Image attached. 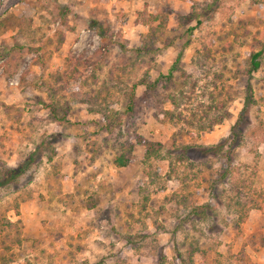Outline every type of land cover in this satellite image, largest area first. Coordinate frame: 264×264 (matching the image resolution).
<instances>
[{
	"label": "rangeland",
	"instance_id": "rangeland-1",
	"mask_svg": "<svg viewBox=\"0 0 264 264\" xmlns=\"http://www.w3.org/2000/svg\"><path fill=\"white\" fill-rule=\"evenodd\" d=\"M212 1L0 0V166L36 158L0 190L22 230L11 264H264V54L240 73L264 0ZM245 103L241 143L201 157Z\"/></svg>",
	"mask_w": 264,
	"mask_h": 264
},
{
	"label": "trees",
	"instance_id": "trees-1",
	"mask_svg": "<svg viewBox=\"0 0 264 264\" xmlns=\"http://www.w3.org/2000/svg\"><path fill=\"white\" fill-rule=\"evenodd\" d=\"M217 0H213L212 3L207 4L205 11L211 10L215 5H216ZM191 14L188 19L195 21V27L200 25L201 20L199 19V16L201 14L195 13ZM146 23L142 22L141 20H136V24H148L149 22H155L157 20V16H149ZM88 29L94 30L98 36H102V31L103 29L99 26L98 22L96 20H91L88 22ZM195 27H190L187 29L188 33H192ZM61 40L64 38V34L66 31H71L67 26H62L61 25ZM154 29V28H152ZM155 30V29H154ZM153 31V30H152ZM261 33V40L258 42L259 49L255 50L251 48V51L249 52L248 58L244 62L245 65H243L240 68H243L242 75H247L251 76L255 71L258 70V68L261 65V58L264 54V29ZM135 51H140V49L135 50ZM176 61H179V57L176 59ZM172 69H170V72L166 76V80H169V77L172 73ZM67 84L64 83L62 88H65ZM145 88L147 91H150L152 88V84H144ZM61 88V89H62ZM250 91V86L247 85V93ZM131 99L133 98V94L130 97ZM250 99V96L247 94L246 96V101ZM134 102L133 99L129 101V104L127 106V111H132V106ZM53 110V120L52 122L55 123L56 125L62 126L63 123L65 122L64 119L58 118L55 116V110ZM247 112H248V105L245 103L242 110L238 114V117L233 124V126L230 128V133L229 136L226 140H222L221 142L212 145L210 147H199L196 148L199 150L200 156L201 157H207L209 155H219L223 151V147L225 145L227 146V150L229 151L231 148L236 147L239 145L242 141L243 137V130L244 127L246 126L245 120L247 119ZM103 120L105 121V130L110 131L109 123H110V116L101 114ZM229 117V114L227 113L225 115V118ZM223 118L218 119L216 122L213 123V126L216 124H220L222 122ZM138 143H141L142 146L145 149V155L150 156V154L155 153L158 151V148L155 149V144L151 142H146L144 141L141 137H137L136 140ZM229 141V142H228ZM43 145V143H41ZM51 149V148H50ZM190 148H188L189 150ZM132 151V146L129 145L126 148L125 147H120V153L116 156L113 157L112 163L115 167L117 168H122L125 167L128 162L129 158L128 156L131 154ZM226 151V150H225ZM224 151V152H225ZM229 153V152H228ZM226 154V155H225ZM224 155L226 156L227 160L229 161L230 158L225 153ZM127 155V156H126ZM52 159L51 154H47L46 160L50 161ZM36 161L34 152L30 153L28 157L22 162L17 163L16 166L14 167H9L7 165H2L0 166V190L4 188H8L11 186L16 185L18 181L27 173L29 170L30 166ZM224 178V177H223ZM212 199H214L212 197ZM205 206L209 207L210 204H206ZM204 206L199 207V209L203 208ZM13 210L16 215H18V205L13 207ZM22 230L20 226V221L12 222L8 218L4 216H0V264H11L13 263L18 256L22 255L19 252H14V249L17 248L19 249L22 246ZM18 251V250H17Z\"/></svg>",
	"mask_w": 264,
	"mask_h": 264
},
{
	"label": "crops",
	"instance_id": "crops-1",
	"mask_svg": "<svg viewBox=\"0 0 264 264\" xmlns=\"http://www.w3.org/2000/svg\"><path fill=\"white\" fill-rule=\"evenodd\" d=\"M113 1H115V0H113ZM70 33V31H68V34Z\"/></svg>",
	"mask_w": 264,
	"mask_h": 264
}]
</instances>
